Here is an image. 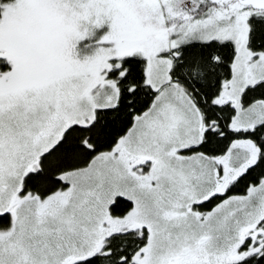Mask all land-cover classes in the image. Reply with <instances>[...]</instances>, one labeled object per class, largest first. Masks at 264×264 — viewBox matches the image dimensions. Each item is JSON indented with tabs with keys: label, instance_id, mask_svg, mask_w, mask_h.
Instances as JSON below:
<instances>
[{
	"label": "snow or ice",
	"instance_id": "obj_1",
	"mask_svg": "<svg viewBox=\"0 0 264 264\" xmlns=\"http://www.w3.org/2000/svg\"><path fill=\"white\" fill-rule=\"evenodd\" d=\"M0 264H264V0H0Z\"/></svg>",
	"mask_w": 264,
	"mask_h": 264
},
{
	"label": "rangeland",
	"instance_id": "obj_2",
	"mask_svg": "<svg viewBox=\"0 0 264 264\" xmlns=\"http://www.w3.org/2000/svg\"><path fill=\"white\" fill-rule=\"evenodd\" d=\"M130 15H132L134 17V13H130ZM14 62V61H13Z\"/></svg>",
	"mask_w": 264,
	"mask_h": 264
}]
</instances>
